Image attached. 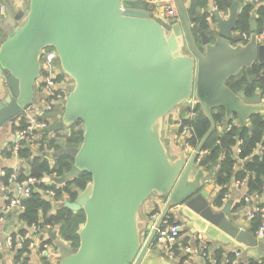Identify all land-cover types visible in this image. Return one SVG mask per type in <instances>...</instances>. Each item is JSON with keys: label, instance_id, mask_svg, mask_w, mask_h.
I'll return each instance as SVG.
<instances>
[{"label": "water", "instance_id": "1", "mask_svg": "<svg viewBox=\"0 0 264 264\" xmlns=\"http://www.w3.org/2000/svg\"><path fill=\"white\" fill-rule=\"evenodd\" d=\"M176 2L180 18L166 23L151 15L153 4L141 0H29L0 44V80L7 79L0 132L18 127L24 110L36 103L45 48L56 50L62 71L72 79L63 87V114L50 131L67 133L80 122L83 141L52 153V158L72 156L73 164L65 175L41 182L65 185L81 172L92 180L77 190L74 201L60 204L85 213L79 246L47 230L57 264H150L148 252L156 250L152 244L158 228L172 208L181 206L191 212L188 217L203 231L205 243L210 241L205 234L215 227L264 259L263 237L235 223L232 201L217 210L202 189L205 156L200 157L216 127L213 109H225L223 129L234 114L240 126L253 115H264L259 93L248 97L244 89L227 85L243 73L251 81L259 77L254 66L264 64V43L257 22L251 20L250 38L243 43L236 34L248 6L243 0H233L225 14L214 10L206 30L191 23L198 0L189 6ZM193 97L201 106L193 119L207 117L211 126L189 159L185 151L175 159L162 135L164 120L178 118L181 105ZM197 161L200 168L194 173ZM159 197L166 202L147 237V210Z\"/></svg>", "mask_w": 264, "mask_h": 264}, {"label": "trees", "instance_id": "2", "mask_svg": "<svg viewBox=\"0 0 264 264\" xmlns=\"http://www.w3.org/2000/svg\"><path fill=\"white\" fill-rule=\"evenodd\" d=\"M204 1L205 0H199V4L204 5ZM216 1L218 3L219 9H226L229 4V2H225V0ZM2 3L3 0H0V5ZM249 9V6L246 7L238 19L237 31H239L241 34H250ZM206 16L207 15L205 14L198 15L196 12L191 20L193 23H195L194 27L200 26L203 30H206L208 28ZM256 22L257 33L261 34L264 31V1H262V4L258 8V18L256 19ZM2 37L3 35H0V44L3 40ZM196 37L198 40H200L197 35ZM241 41L243 43L247 42L245 39H241ZM254 71L255 73L260 74V77L257 80L250 82L247 75L243 73L239 78L232 77L229 79L227 81V85L234 91L245 89L247 96L252 95L257 89H259L261 94L264 95V64L255 65ZM59 80H64L63 74L59 77ZM184 105L188 107L185 109V111L188 110L190 105L185 103L182 104L181 107ZM195 109L201 112L200 104H197ZM59 115H62V113ZM183 115L184 114L179 111L178 118L181 116V119H183L185 123L192 125L191 136H189L188 140L194 147H197L209 130L211 122L207 117L194 120L193 118H185ZM212 116L215 120L216 127L208 136L204 144V149L208 151V153L205 155V169L208 171L214 169L217 185L222 187L220 194L215 200V203L217 205L222 204V199L224 195L227 194V190L229 189V186L233 180L240 183L246 180L245 183L247 185V191L249 195H253L256 192L261 194L262 187L264 185V149L262 153H258L256 152V147L258 144H261L264 148V115H253L249 119L247 125L240 126L239 122L236 121L237 116L234 114L227 121L228 127L222 131L219 130V126L223 125L225 121V109L223 107H217L213 109ZM166 118L168 121L177 119L173 115H168ZM19 124H25V120L21 119ZM16 127L17 126L14 125L11 128L15 129ZM240 130V139L237 140ZM60 133L62 132H56L54 137L51 139H47L46 137L41 139V141L38 142L39 146L37 147V153L34 152L32 146H26L22 148L18 157L23 163L27 165V167H19L16 170L10 168L6 171L7 177L12 172H18V177L20 180L28 175L41 180L46 175H56L57 177H60L69 172L74 160L72 156L61 155L53 158L52 162L49 158L52 153L57 152L62 148L59 140L55 138L56 136H61ZM82 141L83 131L81 130V123L78 122L69 129V133L66 135L65 146L74 147ZM238 147L240 151H237ZM4 151L3 152L5 154L10 155V153L6 152V150ZM241 160L242 162H240V167L236 170L234 167L237 166ZM7 177L4 178L5 183L7 182ZM91 180L92 176L90 173L81 172L75 179L69 181L63 186H58L55 183L50 185L40 183L38 186L41 188L51 187L55 189L57 192V200L62 199L65 195H67L68 200L74 201L77 197V190H84ZM162 198L165 199V197ZM23 203L25 208L19 216L24 224V227L21 229V231H19V233L24 234L34 223L38 224L42 230H44V227L47 225H51L65 242L70 243L74 247L79 246L78 230L80 225L85 222L86 218L83 210L73 212L65 207H56L55 214L48 215L49 210L54 207V203L44 198L38 192H35L31 197L26 198ZM151 212L156 213L158 210L155 208ZM255 216L257 217L253 226L254 231H257L256 229L260 224V221L258 220L260 218L258 216L261 215L257 213ZM263 218L264 217L261 218L262 220L260 219L261 224ZM28 242L29 241H27L25 244V249L23 251H19V254L29 252L27 250ZM177 254H180V251H177ZM204 259L205 264L212 263L208 254ZM22 264H29L27 257L22 261Z\"/></svg>", "mask_w": 264, "mask_h": 264}, {"label": "crops", "instance_id": "3", "mask_svg": "<svg viewBox=\"0 0 264 264\" xmlns=\"http://www.w3.org/2000/svg\"><path fill=\"white\" fill-rule=\"evenodd\" d=\"M184 1L186 6H189L191 3V0H184ZM232 1L233 0H225V2H229L228 6L231 4ZM204 2L205 4L201 5L199 4V0H198V6L196 11L198 15L205 13L207 14L208 11H211L214 8V0H205ZM28 3L29 0H3L2 4H5L7 7L6 18L4 15L0 14V28H1L0 35H3L2 37L3 40L6 37L8 29L18 24L17 18L19 17L22 11H25V8L28 5ZM7 4L12 5L15 14L11 13V11L8 9ZM261 4L262 2L259 4L248 5L250 8L249 9L250 22L253 18H255V20L258 18V8ZM162 9H163L162 3H155L153 4L150 13L154 18H157L159 13L162 11ZM220 10L221 11L223 10V12H225L224 10L226 9L220 8ZM9 17L14 18L15 21H8ZM191 23L193 26L195 25V23H193L192 21ZM197 27L200 26H195V28ZM236 34L237 36L241 37V33L239 31H236ZM196 35L200 39L198 32L196 33ZM258 75L260 77V74ZM258 78H255V80H257ZM248 80L251 82L249 78ZM5 84L6 83L3 81V79L0 80V100H2L6 96ZM257 93H259V96L261 98V103L264 104V95L261 94V91L259 89H257L252 95L248 97L255 96L257 95ZM186 108H188L186 107V105L182 106L180 112L184 114L183 116L185 118H188L190 107L188 110L185 111ZM179 117L181 118V116ZM60 118L53 120L52 125L55 124ZM236 121L238 122V120ZM225 122H226V118L224 123ZM223 125L219 126L220 131L223 130ZM16 128L15 129L7 128L6 131L4 132L7 136V143H3L2 140H0V231L4 233L18 232L21 231V229H23L24 227V224L21 221L20 216L17 213V210L12 209L6 213L2 212V209L5 204V197L7 195H11L13 192L12 187H9L8 190L5 189L7 182L5 183L4 181L5 177L1 175L2 172H6L10 168L16 170L19 167H25L26 165L20 159H15L14 156H12L11 154L8 155L4 153L5 152L4 150H6V146L9 143H11L12 140L14 139L13 137ZM60 131L62 132L60 134L63 137L62 139L59 140V143L63 147L65 146L67 133L63 130H57L55 132L50 131V133L56 134V132H60ZM162 135L167 142L169 154L171 155V157L175 159L179 158L184 150L182 148L181 143L179 142L177 130L173 125V121H168L167 118L164 120ZM34 152L37 153V148H34ZM194 152L195 151L193 152L185 151L187 158L189 159ZM200 157L202 158L203 156ZM49 158L52 162L53 161L52 156H50ZM240 162H242V160L239 161L237 166L234 167L236 170L240 167L241 164ZM199 168H200L199 162L197 161L194 173H196ZM211 170H213V172H210ZM211 170L208 171L205 169L206 177L202 182V189H205L208 192L209 197L212 200L213 206L217 210H220L221 207L227 204V202L232 201L230 213L233 214V216H235V221H236L235 223H237L242 229H245L247 232L254 234L256 237H260L257 235L256 231H254V226H253V224L256 222L257 216L251 217L250 214L258 206L262 207L264 210V193L259 194L256 192L253 195H249L247 191V185L245 183L246 180L243 181L242 183L233 180L229 186V189L227 190V194H225L222 199V204L217 205L215 203V200L220 194L222 187L217 185L214 169ZM65 198L68 197L65 196ZM165 202L166 199H163L162 197L155 199L153 201L154 209L156 208V210H158V212L161 214L164 208L163 204ZM150 208H152L151 204H149V210H147V216H148V221L146 223L147 237L153 229L152 228L153 219L151 218L152 212ZM183 208L185 207L181 206L178 207V209L172 208L165 220H167L170 224L173 223L180 224L181 228L180 231L177 233L178 246H180V248L190 246L194 250V253L187 255V254H182L181 252L175 259L169 260L166 255V248L164 244L158 242L157 238L155 237L152 245L153 247H156V250L153 251L151 249L148 252V256L153 257V259H151L150 264H205L204 258L201 256L203 252L206 255L208 254V256L211 259V262L215 261L217 264H264V259L256 258L254 253L248 252L249 247L243 246L241 244L239 245L234 239H232L227 234H225L224 232H222L221 230L215 227H214L215 231L212 234L204 233L206 235V238L210 240L209 242L205 243L203 231H200V227H197L195 225V222L193 220H190V218L188 217V214H191V212L187 210L183 212ZM55 210H56L55 207L50 209L48 215L55 214ZM177 211L178 214L176 213ZM260 215L264 217V212L263 215L262 214ZM261 216L258 217L261 219L262 218ZM260 219L258 220L260 221L261 224L262 219L261 220ZM202 221L205 222L204 220ZM205 224L206 227L207 225H209V223L207 222H205ZM260 224L258 227H260ZM258 227L256 230L259 229ZM52 230L55 231V229ZM262 240L264 241V236ZM237 252H239V255H237ZM12 255L13 253L9 251L7 248H5L3 252L0 253V264H8V262L12 260L11 259ZM29 258L31 264H46V263L57 264L59 262L58 254H53L48 262L34 251L30 252Z\"/></svg>", "mask_w": 264, "mask_h": 264}, {"label": "built area", "instance_id": "4", "mask_svg": "<svg viewBox=\"0 0 264 264\" xmlns=\"http://www.w3.org/2000/svg\"><path fill=\"white\" fill-rule=\"evenodd\" d=\"M151 4L162 3L163 9L159 13L158 17L160 20L169 23L172 21L179 20L180 14L177 6L176 0H141ZM264 0H243L248 5L259 4ZM220 10L218 3L214 0V8L211 11H208L206 20L211 21L213 19V11ZM221 11V10H220ZM225 11V10H224ZM7 7L5 4L0 5V14L4 15L6 18ZM221 13H224L223 10ZM251 34V33H250ZM250 34L243 33L241 34V39L249 40ZM258 34V33H257ZM258 37L262 43H264V31L261 34H258ZM55 60H57V64H55ZM41 63H42V72L41 78L37 84L38 97L36 103L26 108L22 114L21 119L25 120V124L19 125L14 132V139L11 143L6 146V152L10 153L14 156L15 159H19V152L22 148L26 146H32V148H37L39 146L38 142L41 141L44 137L47 139H51L54 137V134L50 133V127L52 125V121L54 120L51 114L56 115L57 118H60L61 115L58 114V110L63 108L64 110V101L67 97V91L63 88L65 84H68L72 81L71 77L62 71L60 63H58V54L54 48H45L41 54ZM64 75V80L60 81L59 77ZM3 81L7 83V79L3 78ZM189 116L190 118H194L199 114V111L195 109L196 105L199 104L198 101L193 97L190 103ZM56 118V119H57ZM173 125L177 130V134L179 137V142L182 145L184 151L193 152L196 150L188 140L189 136H191L192 125L189 123H185L183 119L177 118L173 119ZM70 129V128H69ZM69 131L67 132V134ZM66 134V133H65ZM61 136H56L58 140L62 139ZM256 152L262 153L263 146L258 144ZM237 151H240L239 147ZM208 153L206 149L200 152V156H205ZM3 177H7L6 172H2ZM49 175L44 176L47 177ZM51 179L57 177L56 175L49 176ZM44 183L46 185H50L54 183L52 180L49 182H41V180L37 179L33 176H26L23 179H19L18 172H12L7 177V185L5 189H9V187L13 188V192L11 195H7L5 197V204L2 209V212H8L9 210H17V213H20L24 210V200L32 196L33 193L38 192L47 200L53 202V206L60 207V204L64 203L68 200L67 195H65L62 199H56V190L51 187L41 188L38 184ZM62 186V185H58ZM262 193H264V185L262 187ZM227 197V195H226ZM263 208L256 207L250 214L251 217H254L257 213L263 215ZM160 217V213H152L151 218L153 219L152 228L155 227V224ZM41 227L34 223L31 227L24 233L21 234L18 232H8L4 233L0 231V253L3 252L5 248L13 253L12 255V264H22V261L27 257L29 264L30 252L34 251L41 257L45 258L47 261L50 260L53 254H58L56 251V247L54 245L53 240L47 233V230H52L51 225H47L44 227V230L40 229ZM180 224L173 223L170 224L167 220L163 221V224L157 230V240L160 243H163L166 248L167 258L175 259L179 254L177 251L182 252V254L190 255L194 253L192 247L187 246L184 248H180L178 246V236L177 233L180 231ZM257 235L260 237L264 236V218L261 226L256 231ZM27 244V250L29 252H24L19 254V251H23L25 249V244ZM50 241V242H49ZM52 241V242H51ZM239 255V252H237ZM203 258L206 257V254H201ZM17 258V259H16ZM205 260V259H204ZM211 264H217L215 261H212Z\"/></svg>", "mask_w": 264, "mask_h": 264}, {"label": "rangeland", "instance_id": "5", "mask_svg": "<svg viewBox=\"0 0 264 264\" xmlns=\"http://www.w3.org/2000/svg\"><path fill=\"white\" fill-rule=\"evenodd\" d=\"M205 15H207L206 13H205ZM7 20V19H6ZM8 21H15V19L14 18H12V17H9L8 18ZM55 64H57V60H55V62H54ZM58 63H60V60H59V58H58ZM63 108L61 109V110H58V114H63ZM50 116H52L53 117V119L55 120L57 117H56V115H54V114H51ZM7 129V128H6ZM6 129L4 130V131H1L0 132V140H2V142L3 143H7V136H6V134L4 133L5 131H6Z\"/></svg>", "mask_w": 264, "mask_h": 264}]
</instances>
